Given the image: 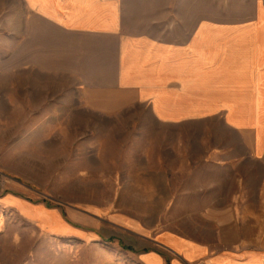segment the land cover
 <instances>
[{
    "label": "crops",
    "instance_id": "obj_1",
    "mask_svg": "<svg viewBox=\"0 0 264 264\" xmlns=\"http://www.w3.org/2000/svg\"><path fill=\"white\" fill-rule=\"evenodd\" d=\"M137 106L165 128L218 118L240 138L239 159L232 148L208 151V164L228 171L222 181L209 178L204 193L167 209L166 218L198 214L208 236L154 235L118 215L104 227L84 209L35 201L61 181L77 192L73 123L81 130L88 112ZM248 159L264 169V0H0V169L14 180L0 191L5 222L15 216L47 237L127 232L146 249L140 264H264L244 246L235 195L244 179L234 166ZM257 187L264 203V174Z\"/></svg>",
    "mask_w": 264,
    "mask_h": 264
},
{
    "label": "rangeland",
    "instance_id": "obj_2",
    "mask_svg": "<svg viewBox=\"0 0 264 264\" xmlns=\"http://www.w3.org/2000/svg\"><path fill=\"white\" fill-rule=\"evenodd\" d=\"M8 34H14L13 26ZM8 50H14V42L9 41ZM84 126L82 122L79 130L72 124V183L77 192L69 196L61 181L53 196L35 201L44 199L54 208L84 209L89 217L104 218V227L118 215L135 220L154 235L179 231L208 236L212 232L198 214L180 219L166 218V214L173 201L187 200L188 192L204 193L201 185L209 178L224 179L228 171L208 164L211 147L232 148L237 159L245 153L240 138L218 118L165 128L152 119L149 108L137 106L112 117L88 112ZM161 149H166L164 154ZM234 167L236 178L244 179V187L235 192L240 195L244 246L264 253V203L257 187L264 169L249 159ZM0 172L4 177L0 191L5 192L14 180ZM219 189L222 195L225 188ZM219 202L223 204L222 199ZM111 235L112 230L106 229L98 239L47 237L15 216L7 222L1 217L0 264H140L137 258L146 249L138 242L134 245L127 232Z\"/></svg>",
    "mask_w": 264,
    "mask_h": 264
},
{
    "label": "built area",
    "instance_id": "obj_3",
    "mask_svg": "<svg viewBox=\"0 0 264 264\" xmlns=\"http://www.w3.org/2000/svg\"><path fill=\"white\" fill-rule=\"evenodd\" d=\"M4 183V177L2 175V172H0V186Z\"/></svg>",
    "mask_w": 264,
    "mask_h": 264
}]
</instances>
